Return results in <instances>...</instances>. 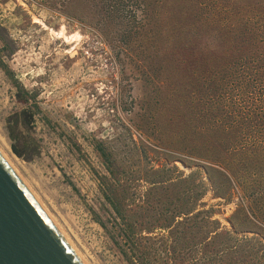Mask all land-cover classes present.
<instances>
[{"label":"rangeland","instance_id":"obj_1","mask_svg":"<svg viewBox=\"0 0 264 264\" xmlns=\"http://www.w3.org/2000/svg\"><path fill=\"white\" fill-rule=\"evenodd\" d=\"M0 151L86 264H264V0H0Z\"/></svg>","mask_w":264,"mask_h":264},{"label":"water","instance_id":"obj_2","mask_svg":"<svg viewBox=\"0 0 264 264\" xmlns=\"http://www.w3.org/2000/svg\"><path fill=\"white\" fill-rule=\"evenodd\" d=\"M0 264H83L1 153Z\"/></svg>","mask_w":264,"mask_h":264},{"label":"trees","instance_id":"obj_3","mask_svg":"<svg viewBox=\"0 0 264 264\" xmlns=\"http://www.w3.org/2000/svg\"><path fill=\"white\" fill-rule=\"evenodd\" d=\"M241 58L242 57L240 56H235L234 59L232 60L230 59L231 60L230 65H229L230 69H234L235 72H238L239 74L238 77L242 78V80H243V77L252 78L250 72L253 74V78H255L256 75L254 71L256 70L257 65H255V67H253V69L249 71V68L247 67L249 64H245L246 66L243 65V60H241ZM226 69L227 67H225L224 70ZM257 74L260 77L263 76L262 75V65H258ZM256 82H259V80L256 79ZM254 105H255L254 110L258 108V105L261 106L260 104L256 102ZM100 148L101 147H99V149ZM105 158H106L105 162H106V165L108 166L109 172L111 173V175H113L117 179L115 170L111 166V161L109 157L105 155ZM114 192H115V188L110 189V193L106 194V198H107V201L113 206V209L115 213L118 215L120 221H122L120 225V233H122L123 237L126 238L125 243L131 245L132 250H138L140 248V244L142 243L143 239L146 238L143 236L144 232L141 230L138 231L136 223L131 221L130 219V210L123 208L121 204L118 203V201H116L115 199L116 196ZM206 212H207L206 214L210 215L208 211ZM172 214H174V215H171L172 219L170 217L168 219L170 225H172V223L174 224V226L172 225V227H175V224H177L182 227L189 228V227H192V225H194V221H196L197 217L203 213L201 211H199L198 213H194V211H182V209H180L179 211H176L175 213H172ZM161 222H162L161 220H158V223L153 229H148V233H153V230H156V229H164V227L166 226V223H165L166 221L163 222L164 225H161L162 224ZM216 224H218L219 227H221L219 223H216ZM222 231H224V229ZM185 234L188 236V233H185ZM221 234H224V232H221ZM134 254L136 256V252Z\"/></svg>","mask_w":264,"mask_h":264},{"label":"bare ground","instance_id":"obj_4","mask_svg":"<svg viewBox=\"0 0 264 264\" xmlns=\"http://www.w3.org/2000/svg\"><path fill=\"white\" fill-rule=\"evenodd\" d=\"M61 31V30H60ZM65 32V31H64ZM63 35L62 32H57V36H61ZM65 35V33H64ZM76 36V35H75ZM66 37V36H65ZM79 37V36H77ZM73 38H75L73 36ZM81 38V37H79ZM66 39L69 40V37H67ZM65 39V40H66ZM76 39V38H75ZM71 40V37H70ZM73 40V39H72ZM0 153L2 154V156L5 158V160L9 163V165L15 170V168L13 167L11 161L9 160V158H7V156H5L1 151ZM15 172L18 174V172L15 170ZM19 175V174H18ZM19 177L21 178V176L19 175ZM22 179V178H21ZM22 181L24 182V180L22 179ZM24 184L26 185V187L30 190L29 186L24 182ZM30 192L33 194V192L30 190ZM33 196L35 197V195L33 194ZM36 198V197H35ZM36 200L38 201V199L36 198ZM39 202V201H38ZM39 204L41 205V207L44 209V211L47 213V215L50 217V219L52 220V222L55 224L54 220L51 218V216L49 215V213L46 211V209L43 207V205L39 202ZM55 226L59 229V231L62 233V235L64 236V238L66 239V241L69 243L70 247L73 249V251L77 254V256L80 258V260L83 262V264H86L85 261L83 260V258L80 256V254L77 252L76 248L74 247V245L69 241V239L65 236V234L60 230V228L55 224Z\"/></svg>","mask_w":264,"mask_h":264}]
</instances>
